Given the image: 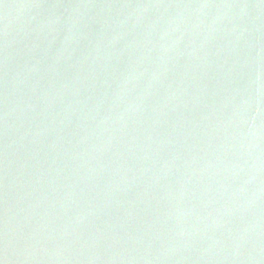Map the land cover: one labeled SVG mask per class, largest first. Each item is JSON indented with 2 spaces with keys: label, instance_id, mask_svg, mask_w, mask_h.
<instances>
[{
  "label": "water",
  "instance_id": "95a60500",
  "mask_svg": "<svg viewBox=\"0 0 264 264\" xmlns=\"http://www.w3.org/2000/svg\"><path fill=\"white\" fill-rule=\"evenodd\" d=\"M0 264H264V0H0Z\"/></svg>",
  "mask_w": 264,
  "mask_h": 264
}]
</instances>
